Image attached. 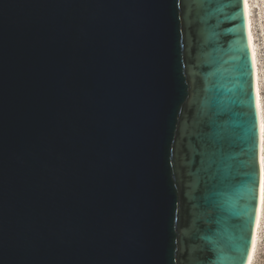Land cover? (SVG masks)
<instances>
[{
  "label": "water",
  "instance_id": "1",
  "mask_svg": "<svg viewBox=\"0 0 264 264\" xmlns=\"http://www.w3.org/2000/svg\"><path fill=\"white\" fill-rule=\"evenodd\" d=\"M259 177L244 0H0V264H247Z\"/></svg>",
  "mask_w": 264,
  "mask_h": 264
},
{
  "label": "snow or ice",
  "instance_id": "2",
  "mask_svg": "<svg viewBox=\"0 0 264 264\" xmlns=\"http://www.w3.org/2000/svg\"><path fill=\"white\" fill-rule=\"evenodd\" d=\"M228 3L234 7L235 12H236V16L239 17V15H240V0H228ZM247 75H248V71L246 68L245 77H247ZM246 84H247V81L245 79V84L243 87V95H249L248 93L244 92ZM241 103L245 104L246 101L242 100ZM245 115L248 117L249 120H251L253 122L252 129H249L247 127L248 121L247 120L245 121V126H244L245 137L244 138L247 139L249 131H251L253 133V135L255 133V123H254L255 114L254 113H246ZM261 129H262V132H264V125H261ZM243 163L245 164V167L248 166L245 162H243ZM243 175L245 176L246 181H247L244 184L243 193L248 198V204H247L244 212H235L234 215L243 216L245 213H247L248 220L246 223L250 226L251 220H252L251 211L256 205V180H257V177H256V172H255L254 158H253V162H252V171L245 172ZM259 184H260L261 198L264 199V158H262V163H261ZM239 228L243 232V237H242L243 243L240 246L239 255L231 257V264H244L245 253L247 251L248 228L245 227V224H243V223L241 225H239Z\"/></svg>",
  "mask_w": 264,
  "mask_h": 264
},
{
  "label": "rangeland",
  "instance_id": "3",
  "mask_svg": "<svg viewBox=\"0 0 264 264\" xmlns=\"http://www.w3.org/2000/svg\"><path fill=\"white\" fill-rule=\"evenodd\" d=\"M250 2L252 6V30L257 44L259 87L264 124V0H250ZM252 264H264V204Z\"/></svg>",
  "mask_w": 264,
  "mask_h": 264
},
{
  "label": "bare ground",
  "instance_id": "4",
  "mask_svg": "<svg viewBox=\"0 0 264 264\" xmlns=\"http://www.w3.org/2000/svg\"><path fill=\"white\" fill-rule=\"evenodd\" d=\"M244 9H245V15H246V28H247V34H248V41H249V46H250L253 66H254V89H255L256 105H257L258 116H259V166L261 170L262 158H264V153H263L264 151V132H262L261 125H264V124H263L262 103H261V95H260V87H259L260 84H259V69H258V58H257V44H256L255 36L252 30V6H251L250 0H244ZM263 204H264V199L261 198L260 184H259V198H258L256 223H255V228H254L252 247H251V251H250L247 264H252V260L254 257Z\"/></svg>",
  "mask_w": 264,
  "mask_h": 264
}]
</instances>
